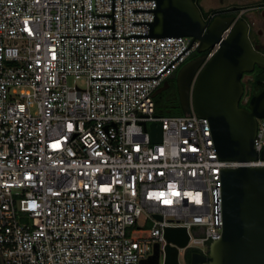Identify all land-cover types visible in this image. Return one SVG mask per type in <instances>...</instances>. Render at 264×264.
Instances as JSON below:
<instances>
[{
	"label": "built area",
	"instance_id": "obj_1",
	"mask_svg": "<svg viewBox=\"0 0 264 264\" xmlns=\"http://www.w3.org/2000/svg\"><path fill=\"white\" fill-rule=\"evenodd\" d=\"M157 8V0H0L5 264H145L157 245L165 264L166 228L188 231L179 257L208 255L222 237V171L264 168L261 157L220 159L209 120L194 111H156L154 93L199 47L191 37H152ZM254 147L264 151V118Z\"/></svg>",
	"mask_w": 264,
	"mask_h": 264
},
{
	"label": "water",
	"instance_id": "obj_2",
	"mask_svg": "<svg viewBox=\"0 0 264 264\" xmlns=\"http://www.w3.org/2000/svg\"><path fill=\"white\" fill-rule=\"evenodd\" d=\"M157 1L152 37H191L193 43H199V53L221 43L209 61L206 55L198 57L179 70L177 84L183 114L194 111L209 120L220 159H264V151L259 155L254 147L258 119L264 118V89L251 98L249 110L240 106L246 91L243 75L252 73L256 66L264 69V55L250 43L246 21L237 22L230 36L221 41L233 18L220 17L207 24L192 0ZM164 89L165 85L160 87L154 98ZM150 127L153 142H161V124ZM222 180V237L210 244L208 255L193 252L190 264H264V168L224 169ZM164 236L168 242L165 264H180L179 248L189 242L187 229L166 228ZM159 257L157 245L155 255L145 264H158ZM0 264H5L1 247Z\"/></svg>",
	"mask_w": 264,
	"mask_h": 264
},
{
	"label": "flooded vegetation",
	"instance_id": "obj_3",
	"mask_svg": "<svg viewBox=\"0 0 264 264\" xmlns=\"http://www.w3.org/2000/svg\"><path fill=\"white\" fill-rule=\"evenodd\" d=\"M192 2L200 11L204 23L211 24L214 19L220 17L233 18L236 23L246 21L250 43L258 53L264 55V0H192ZM207 54L208 50L200 53L196 50L186 63L194 61L198 57L207 56ZM258 69L260 68L256 66L252 73H245L243 75L242 81L246 91L240 106L247 110L250 109L251 98L259 93L246 96L248 84L255 80ZM178 72L163 84V86L165 85V89L156 97L168 113L182 109L177 84ZM192 253H187L189 262Z\"/></svg>",
	"mask_w": 264,
	"mask_h": 264
},
{
	"label": "trees",
	"instance_id": "obj_4",
	"mask_svg": "<svg viewBox=\"0 0 264 264\" xmlns=\"http://www.w3.org/2000/svg\"><path fill=\"white\" fill-rule=\"evenodd\" d=\"M263 70L264 69H258L259 72L257 71L255 75V80L249 82L248 87H247L249 95H254L264 89V73L263 74L260 73ZM155 102H156V111L162 115H182L183 114L182 109L172 112V113H168L165 107L159 103L157 98H155Z\"/></svg>",
	"mask_w": 264,
	"mask_h": 264
},
{
	"label": "rangeland",
	"instance_id": "obj_5",
	"mask_svg": "<svg viewBox=\"0 0 264 264\" xmlns=\"http://www.w3.org/2000/svg\"><path fill=\"white\" fill-rule=\"evenodd\" d=\"M260 73L263 74L264 70L261 71ZM75 84H78L80 87H85V82L84 81H77L76 83H74V81L71 79L70 80V85H75ZM246 96H249L248 91L246 92ZM205 250H206V252H208V248H206ZM179 259H180V263L181 264H190V262H189V260L187 258V252H185V251L181 252Z\"/></svg>",
	"mask_w": 264,
	"mask_h": 264
}]
</instances>
